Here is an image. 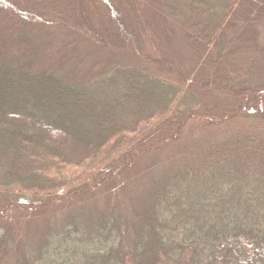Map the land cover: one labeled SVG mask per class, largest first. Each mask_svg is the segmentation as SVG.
I'll list each match as a JSON object with an SVG mask.
<instances>
[{
	"label": "trees",
	"instance_id": "obj_1",
	"mask_svg": "<svg viewBox=\"0 0 264 264\" xmlns=\"http://www.w3.org/2000/svg\"><path fill=\"white\" fill-rule=\"evenodd\" d=\"M27 1L0 0V264H264V0H106L95 29Z\"/></svg>",
	"mask_w": 264,
	"mask_h": 264
},
{
	"label": "rangeland",
	"instance_id": "obj_2",
	"mask_svg": "<svg viewBox=\"0 0 264 264\" xmlns=\"http://www.w3.org/2000/svg\"><path fill=\"white\" fill-rule=\"evenodd\" d=\"M19 2L22 6H24L29 1L19 0ZM105 3H106V0H71V6H73L74 8L77 7V10L79 11V13L84 15L85 18L88 19L90 26L93 27L94 29L96 27H98V24L100 25L99 20L101 18H99V16L105 17L111 11L117 15V13H119L120 8H127L126 3L120 4L119 8L115 5H112V4L111 5L107 4L108 5L107 6V5H105ZM137 14H139L138 11H137ZM138 17L140 18L141 16H138ZM136 21H138L137 18L129 20L130 24H132V25L129 24L130 28H131V30H133L132 31L133 34L130 35L131 39H133L137 43H139L141 41L147 51L152 52V53L157 52L158 47L156 46V43L158 42V40L154 36V34L152 33V30H151L149 23L148 22H142L141 23L142 27H141L139 22H136ZM108 23H109V19H108ZM106 27H107V25H106ZM121 28L123 29L124 32H126V29L124 26H121ZM55 39L56 40H54V41H55L56 45H58L59 47H62V44H65L66 48L67 49L69 48L71 53L74 52V59H79V56H81V55L83 57L87 56L88 53L94 54L95 58L97 57V53L93 52L92 49L85 48L83 46L78 47V45H76L74 43L75 38L72 37L70 34L58 33V34H56ZM72 47H75V48L72 49ZM64 53H65V51H64ZM78 53H79V55H78ZM185 53H186V50L184 51V54ZM163 56H161L160 58L164 59L166 65H170V63H168V60ZM199 81H201V80H199ZM199 81H196V82L198 83ZM212 87H215L214 84L211 85V87H209V88L211 89ZM237 90H241V89L237 88L235 90V92L238 94ZM215 93L227 96V95H232V90H229L227 88V86H223L222 88L219 86H216L215 87ZM206 98L208 99V97H206ZM189 125H191V126L188 129V133L186 136H184V139L181 141V143L175 144L176 146L171 147V148H174L173 151H169V149H167L166 151L165 150L162 151V154L158 155V157H160V159H158V161L156 159L157 162H160L159 164H157L158 166L168 164V162H170V159L172 158V156L178 159V157H180L178 155L185 152V150L182 149V146H185L186 141L189 140L190 142H192L194 139H196V137H198L202 134V131L200 129L202 125L200 126V124H198V122H194V123L189 124ZM193 125H194V127H193ZM189 141H188V143H190ZM177 148H180L181 150L178 151L177 153H175ZM167 158H169V159H167ZM158 168H161V167H158ZM48 216H51L49 218H52V220L53 219L55 220V217H53V215H48ZM15 217L18 219L19 214L16 215ZM40 219L41 218L37 219V221H38L37 225L38 226H37V228H35L37 231L33 235L35 237L37 236L36 234H38V230L40 232L43 229L42 224H41L42 221ZM45 221H46V218H45ZM24 227H25V225H24ZM24 231L26 232V228L24 229ZM182 231L183 230H179L177 232V235H179ZM30 236H31V233H30ZM66 247H68V246H66ZM59 252H60L59 255H62V257L59 258V262H61V263H65V262L69 261L70 260L69 258L72 257L71 253L66 251L65 248H61ZM50 262H53L51 258H49V263Z\"/></svg>",
	"mask_w": 264,
	"mask_h": 264
}]
</instances>
